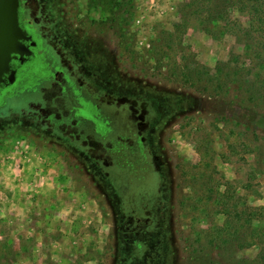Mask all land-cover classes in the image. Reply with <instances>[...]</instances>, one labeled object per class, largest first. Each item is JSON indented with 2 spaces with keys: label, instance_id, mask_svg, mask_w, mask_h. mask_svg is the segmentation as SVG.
<instances>
[{
  "label": "rangeland",
  "instance_id": "374dc122",
  "mask_svg": "<svg viewBox=\"0 0 264 264\" xmlns=\"http://www.w3.org/2000/svg\"><path fill=\"white\" fill-rule=\"evenodd\" d=\"M96 1L107 10L103 61L112 48L118 65L120 130L104 146H117L132 114L147 127L135 151L105 152L85 167L46 126L21 122V96L3 104L0 94V264H260L264 244L252 236L264 239V68L228 23L188 17L186 31L177 26L189 0ZM232 15L233 25H250ZM230 60L258 74L257 106L232 89L228 69L215 72ZM101 72L103 87L111 84ZM226 212L242 215V240L255 244L218 257L206 246L230 231ZM130 217L139 229H125Z\"/></svg>",
  "mask_w": 264,
  "mask_h": 264
},
{
  "label": "flooded vegetation",
  "instance_id": "af4514ba",
  "mask_svg": "<svg viewBox=\"0 0 264 264\" xmlns=\"http://www.w3.org/2000/svg\"><path fill=\"white\" fill-rule=\"evenodd\" d=\"M20 2V20L28 39L24 42V54L12 61L15 81L0 88L3 104L13 96H21L19 109L26 115L21 122L46 126L51 137L67 141L87 159L89 164L85 167L98 164L105 152L135 151L134 143L141 142L136 133L147 125L144 121L133 123V114L129 122L122 125L125 133L117 136V146L111 144L112 140L104 146L107 138L120 130L117 89L114 88L118 70L116 52L111 48L105 61L102 56V27L108 30L106 8L102 10L96 0ZM114 7L117 6L112 5ZM102 66L111 73V84L106 82L104 87ZM12 87L17 88L3 93ZM27 94L38 99L25 101ZM138 118L143 120L141 115ZM136 221V226L130 228L128 225L133 219H126L125 229H139L141 220L136 218ZM126 241L130 242L128 234L123 237V242Z\"/></svg>",
  "mask_w": 264,
  "mask_h": 264
},
{
  "label": "trees",
  "instance_id": "16d2710c",
  "mask_svg": "<svg viewBox=\"0 0 264 264\" xmlns=\"http://www.w3.org/2000/svg\"><path fill=\"white\" fill-rule=\"evenodd\" d=\"M237 12L248 19V27L244 28L239 23L232 24L233 13ZM188 17H205L204 19L208 22H222L227 24L228 30L233 35H238L246 40L245 56L249 57L248 60L254 64L256 68H264V0H189L188 3L181 5L180 9V24L182 30L186 31L188 27ZM226 26V25H225ZM259 49H263V54H260ZM259 52V53H258ZM263 55L262 59H260ZM259 58V59H258ZM237 59V58H235ZM188 66H186L187 69ZM224 67V69H223ZM228 67V68H227ZM228 69L226 77L228 78L229 84L232 85L234 91L243 92L242 99L249 105L257 106V100H262V95L253 88L256 82V76L250 70L244 72L243 67H238V60L233 62L230 60L227 64L218 63L215 72L221 73ZM245 73V74H244ZM246 76V79L244 78ZM255 76V77H254ZM202 86V89L207 90L209 87L208 82H205L201 76L200 71L197 73V80ZM216 86V87H215ZM215 88L218 87L215 83ZM236 95V94H235ZM264 97V95H263ZM226 216L233 218L229 221L228 228L229 232L225 233L224 230H218L215 234L214 240L206 246L207 249L216 253V256H227V254H233L236 250L245 249L254 245L253 242H243L242 236L239 232L238 222L242 218L241 214L235 212L231 214L226 212ZM217 231V230H216ZM252 237L257 239L256 244H264L263 236L254 233ZM132 240H130L131 242ZM129 241L125 243L128 244ZM133 242V241H132ZM131 245V244H128ZM261 263L264 264V254H262Z\"/></svg>",
  "mask_w": 264,
  "mask_h": 264
},
{
  "label": "water",
  "instance_id": "95a60500",
  "mask_svg": "<svg viewBox=\"0 0 264 264\" xmlns=\"http://www.w3.org/2000/svg\"><path fill=\"white\" fill-rule=\"evenodd\" d=\"M20 0H0V88L15 81L12 61L25 52L28 39L20 20Z\"/></svg>",
  "mask_w": 264,
  "mask_h": 264
}]
</instances>
